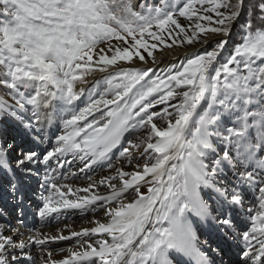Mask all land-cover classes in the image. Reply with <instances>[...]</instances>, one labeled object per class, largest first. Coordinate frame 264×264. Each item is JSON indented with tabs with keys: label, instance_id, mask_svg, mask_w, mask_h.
Wrapping results in <instances>:
<instances>
[{
	"label": "snow or ice",
	"instance_id": "1",
	"mask_svg": "<svg viewBox=\"0 0 264 264\" xmlns=\"http://www.w3.org/2000/svg\"><path fill=\"white\" fill-rule=\"evenodd\" d=\"M0 192V264H264V0H0Z\"/></svg>",
	"mask_w": 264,
	"mask_h": 264
},
{
	"label": "bare ground",
	"instance_id": "2",
	"mask_svg": "<svg viewBox=\"0 0 264 264\" xmlns=\"http://www.w3.org/2000/svg\"><path fill=\"white\" fill-rule=\"evenodd\" d=\"M158 57H160V59H162L164 61V64H162V65L167 64L166 62H170V61L174 60L173 56H162V55H160ZM73 171H75V169H73ZM107 174L108 173H106V172L105 173L97 172L96 174H94L93 179L94 180H99L100 178H102L104 175H107ZM68 183H71L74 187H83L88 182L87 181H84V180H81V179H77L75 177H70ZM26 184H27V191L29 192V194H31V192L29 191V185H28L27 182H26ZM35 185H36V183L33 182V188L35 187ZM94 191L101 192V193H105L106 189L103 186H101V187L95 189ZM0 195H2L3 201L6 200V197L7 196L3 195L2 192H0ZM34 198L36 199V197H34ZM0 201H2V199H0ZM31 205H32V208L30 207L29 208L30 210L28 209V211H27V213L25 215L26 217H28V220L25 219L24 225L23 226L21 225L22 227L21 226H18V227H20L22 229H24V228H39L40 227V222H39L38 216L36 215L35 212H34L35 214H32L31 213L32 211H34L33 209H35V205L34 206H33V204H31ZM9 211H10V209H9ZM91 217H92V215L90 213L87 214L86 216L75 215V216H73L70 219L71 222L68 221V220H66V221H62V223L69 224L74 230H79V229H82V228H90V227L94 226L93 224L88 223V221H89V219H91ZM96 217L98 219H100L101 222H103L104 219H106L101 214H96ZM7 219L11 221V215L8 216ZM11 223H12V221H11ZM207 230H209V232H211V231H213L215 229L208 228ZM43 231L55 232V231H58V229L55 227V223H54L48 229H43ZM196 235H197V232H196ZM216 236H217L218 239L221 238L218 233L216 234ZM211 237H213V233L211 234ZM109 239H110V237H109ZM51 247L52 248H55V249H59V248L62 247V248L65 249V251H63V252L57 251V252L54 253V258L57 259V260H59V259H62V258H66L68 256V254H69L68 250L69 249H72L73 246H72V242L71 241H68V242L61 241L58 244L51 245ZM224 250L226 252L224 254L225 256H223L224 257V261H222L220 263H218L219 260L218 261L215 260V258H216L217 255L216 254H213V250H208L207 251V254L210 257V258L209 257L208 258H209L210 261H212V264H217V263L218 264H238V263L232 262V260L237 259L239 261L241 259V255H238V253L235 252V250L234 251H229L226 248ZM202 251H203V249H202ZM41 255H42V253L33 250V256H34V258L35 257H39ZM219 259H221V257H219ZM37 264H40L39 259H37Z\"/></svg>",
	"mask_w": 264,
	"mask_h": 264
},
{
	"label": "rangeland",
	"instance_id": "3",
	"mask_svg": "<svg viewBox=\"0 0 264 264\" xmlns=\"http://www.w3.org/2000/svg\"><path fill=\"white\" fill-rule=\"evenodd\" d=\"M183 23H188L187 21H182ZM254 27L256 28V30H261V28H260V26L257 24V25H254ZM219 39H221V37L220 36H213L212 37V39H210L209 41H208V46H211L215 41H217V40H219ZM242 40V30L240 29V28H234V30H233V35H232V42L233 43H236V42H239V41H241ZM205 46L204 45H196V46H187L186 48H184V49H182V50H180V53H179V55L178 56H173V58H174V60H172V61H170V62H166L167 64H165V65H167V66H170V65H172V64H179V63H181V62H183V59H184V54H185V52H196L197 50H200V51H202L203 50V48H204ZM165 51H167L166 49H165ZM155 55H157V56H160L161 55V53L159 52V51H157L156 53H154ZM172 58V59H173ZM94 59H95V57H94ZM170 59V58H169ZM165 65H161V66H165ZM101 75H104V74H97V79H99V77L101 76ZM89 79H91V78H89ZM19 133L17 132V131H13L12 132V135H18ZM125 168L127 169V170H131V166H125ZM33 182L34 181H29V182H27L28 183V185H29V191L31 192V190L33 189ZM26 183V182H25ZM113 183H117V186H119V183L118 182H116V181H114ZM36 187H38V185L36 184L35 185V187L34 188H36ZM146 191H147V189H146V187H141V192L142 193H146ZM35 196H31V199L28 201V203L29 204H31V201L32 200H36L35 198H34ZM0 199H2V201H0V205H3V206H6L8 209H10V211H11V209H13L14 207H15V202H13L11 199H9L8 197H6V200H4L3 201V197H2V195H0ZM128 201L127 200H125L124 201V203H127ZM33 206H34V204H33ZM31 208H32V205H31ZM30 210V209H29ZM34 210V209H33ZM31 212V211H30ZM35 211H32L31 213L32 214H35L34 213ZM91 214V213H90ZM97 214H100V213H97ZM92 215V214H91ZM11 221H12V225L13 226H23L24 224H19V218L17 217V216H15V214H13V216L11 215ZM68 221H70V220H68ZM242 221L244 222V217L242 218ZM71 222V221H70ZM21 226V227H22ZM194 227H195V231L197 232V236H198V238H199V241H201V242H203V241H207V244L206 245H204L203 246V252L208 256V254H207V251L208 250H213V249H215V248H217L218 246L223 250L221 253H217V252H214L213 251V254H216L215 256H216V258H215V260H219V262L218 263H220V262H222V261H224V257L223 256H225L224 254L226 253L225 252V248L226 249H228L229 251H234V250H236V249H230L228 246H229V244H230V241L229 240H226V239H222V238H220L219 240H223V245L222 244H218L217 246H216V244H217V242H218V240H217V236H216V231L215 230H213V231H211L212 233H213V237H211V232H209V230H207L208 228H211V229H214L212 226H211V224H203V223H200V222H195V224H194ZM208 227V228H207ZM66 242H68V241H66ZM225 242H226V244H225ZM216 243V244H215ZM209 257V256H208ZM219 257H221V259H219ZM223 257V258H222ZM210 258V257H209ZM242 258V257H241ZM232 262H235V263H238V260L237 259H235V260H232ZM217 263V264H218Z\"/></svg>",
	"mask_w": 264,
	"mask_h": 264
}]
</instances>
